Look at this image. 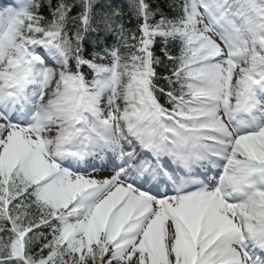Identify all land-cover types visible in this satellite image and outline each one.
Returning a JSON list of instances; mask_svg holds the SVG:
<instances>
[{
	"label": "snow or ice",
	"instance_id": "obj_1",
	"mask_svg": "<svg viewBox=\"0 0 264 264\" xmlns=\"http://www.w3.org/2000/svg\"><path fill=\"white\" fill-rule=\"evenodd\" d=\"M0 264H264V0H0Z\"/></svg>",
	"mask_w": 264,
	"mask_h": 264
}]
</instances>
